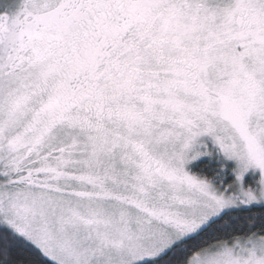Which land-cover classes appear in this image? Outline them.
I'll use <instances>...</instances> for the list:
<instances>
[{"label":"snow or ice","instance_id":"snow-or-ice-1","mask_svg":"<svg viewBox=\"0 0 264 264\" xmlns=\"http://www.w3.org/2000/svg\"><path fill=\"white\" fill-rule=\"evenodd\" d=\"M0 264H264V0H0Z\"/></svg>","mask_w":264,"mask_h":264}]
</instances>
